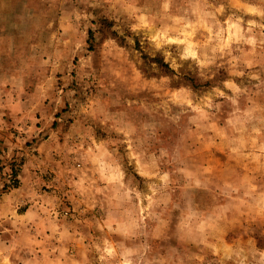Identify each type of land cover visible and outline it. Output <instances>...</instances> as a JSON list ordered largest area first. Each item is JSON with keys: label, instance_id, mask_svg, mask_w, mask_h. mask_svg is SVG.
I'll return each mask as SVG.
<instances>
[{"label": "clouds", "instance_id": "obj_1", "mask_svg": "<svg viewBox=\"0 0 264 264\" xmlns=\"http://www.w3.org/2000/svg\"><path fill=\"white\" fill-rule=\"evenodd\" d=\"M0 264H264V0H0Z\"/></svg>", "mask_w": 264, "mask_h": 264}]
</instances>
